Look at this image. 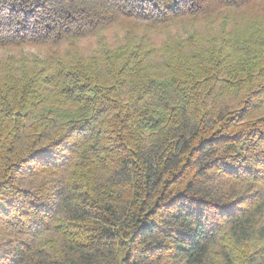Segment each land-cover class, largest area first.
<instances>
[{
  "label": "trees",
  "instance_id": "16d2710c",
  "mask_svg": "<svg viewBox=\"0 0 264 264\" xmlns=\"http://www.w3.org/2000/svg\"><path fill=\"white\" fill-rule=\"evenodd\" d=\"M3 53L0 264H264V0H0Z\"/></svg>",
  "mask_w": 264,
  "mask_h": 264
},
{
  "label": "rangeland",
  "instance_id": "374dc122",
  "mask_svg": "<svg viewBox=\"0 0 264 264\" xmlns=\"http://www.w3.org/2000/svg\"><path fill=\"white\" fill-rule=\"evenodd\" d=\"M245 11H239L234 13V19L236 21H243L244 17L248 16V13L246 16ZM234 21L230 19H225L222 23H217L214 27L210 26H202L199 25V27L196 28L197 32L200 34H203V37L206 38L209 34H212L215 30L220 29V26H230L233 25ZM217 26V27H216ZM192 27L190 26H184V27H171L168 30V33L166 34H158L153 38V41L157 47V51L160 50L163 46L167 45L168 42H172L174 39L180 40L181 38L185 39L190 33L192 32ZM125 37V33L122 29L119 28H113L109 30H105L102 32L101 37H95L90 40H84L79 43L81 49L84 53L87 55H91L95 52H100L102 50V43L108 44V45H116L120 41H123ZM8 55H14L17 60L20 61H28L30 63H33L36 59V57H41L39 52L36 49H24L21 51H15V52H7ZM5 53L0 54V56H4ZM23 68V66H22Z\"/></svg>",
  "mask_w": 264,
  "mask_h": 264
}]
</instances>
